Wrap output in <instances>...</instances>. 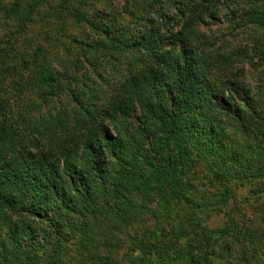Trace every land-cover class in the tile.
<instances>
[{
    "label": "trees",
    "instance_id": "1",
    "mask_svg": "<svg viewBox=\"0 0 264 264\" xmlns=\"http://www.w3.org/2000/svg\"><path fill=\"white\" fill-rule=\"evenodd\" d=\"M0 264H264V0H0Z\"/></svg>",
    "mask_w": 264,
    "mask_h": 264
},
{
    "label": "rangeland",
    "instance_id": "2",
    "mask_svg": "<svg viewBox=\"0 0 264 264\" xmlns=\"http://www.w3.org/2000/svg\"><path fill=\"white\" fill-rule=\"evenodd\" d=\"M225 8L223 9L222 12H224ZM224 16L221 14V17ZM213 33L218 36V38H220L221 41L223 40H237L239 38H241V35L237 32V31H232V28L227 26L224 22L218 26H214L213 27ZM251 74H252V69L249 68V73L248 75L246 74V76L251 79ZM239 205L241 206V208H243L244 210H248V206H247V201L246 200H240ZM211 225L212 226H222L223 225V219L221 216H216L213 217L211 220Z\"/></svg>",
    "mask_w": 264,
    "mask_h": 264
}]
</instances>
